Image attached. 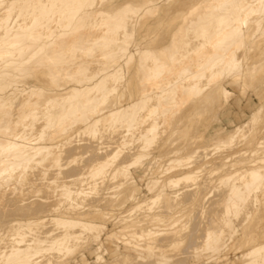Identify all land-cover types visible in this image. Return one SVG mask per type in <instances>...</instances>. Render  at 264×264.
I'll return each instance as SVG.
<instances>
[{
  "label": "bare ground",
  "instance_id": "1",
  "mask_svg": "<svg viewBox=\"0 0 264 264\" xmlns=\"http://www.w3.org/2000/svg\"><path fill=\"white\" fill-rule=\"evenodd\" d=\"M0 264H264V0H0Z\"/></svg>",
  "mask_w": 264,
  "mask_h": 264
},
{
  "label": "rangeland",
  "instance_id": "2",
  "mask_svg": "<svg viewBox=\"0 0 264 264\" xmlns=\"http://www.w3.org/2000/svg\"><path fill=\"white\" fill-rule=\"evenodd\" d=\"M232 92H233V90H232ZM248 94L246 95V97L247 98H251V97H248V96H251L252 95V100L254 101V102H258V98H257V96L256 95H254V94H252L251 92H247ZM256 97V98H255ZM246 99V98H245ZM237 103V102H236ZM237 111V112H236ZM235 112L236 113H239V115H243L244 113L243 112H245V114H250L249 112H250V110L248 109V108H240V107H236L235 108ZM242 119H244L243 117H242Z\"/></svg>",
  "mask_w": 264,
  "mask_h": 264
}]
</instances>
